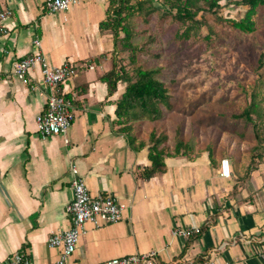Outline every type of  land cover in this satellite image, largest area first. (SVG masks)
Segmentation results:
<instances>
[{
	"label": "crops",
	"instance_id": "crops-1",
	"mask_svg": "<svg viewBox=\"0 0 264 264\" xmlns=\"http://www.w3.org/2000/svg\"><path fill=\"white\" fill-rule=\"evenodd\" d=\"M44 0H3L12 15L0 38V264L24 252L31 264H53L60 250L49 237L70 227L74 165L91 194H113L124 205L122 220L86 225L68 264L106 261L158 252L159 264H264V247L234 237L264 235V159L247 177L220 176L221 156L203 150L191 157H166V172L146 180L151 165L149 134L134 148L115 124L116 103L125 90L108 94L101 77L112 68L111 34L100 30L109 0H80L64 13H49ZM41 41L40 48L34 44ZM40 51L49 63L91 65L72 84L74 120L67 135L42 139L36 117L45 100L13 75L14 63ZM39 81V69L31 73ZM69 95V96H70ZM177 227H200L189 238Z\"/></svg>",
	"mask_w": 264,
	"mask_h": 264
},
{
	"label": "rangeland",
	"instance_id": "rangeland-1",
	"mask_svg": "<svg viewBox=\"0 0 264 264\" xmlns=\"http://www.w3.org/2000/svg\"><path fill=\"white\" fill-rule=\"evenodd\" d=\"M246 10L237 2H224L217 11L200 13L196 19L202 24L189 39L180 38L184 28L171 17L161 20L154 14L149 22L134 18L137 33L156 36L150 49L160 55L140 57L139 65L162 70L173 105L164 110L162 120L143 122L141 134L156 130L166 135L169 149L175 147L177 134L187 142L194 138L192 156L210 151L229 159L243 177L264 159V8L255 17L252 34L227 23L241 19ZM117 59L128 70L134 67L128 51L120 52ZM244 112H250L251 120L239 117Z\"/></svg>",
	"mask_w": 264,
	"mask_h": 264
},
{
	"label": "trees",
	"instance_id": "trees-1",
	"mask_svg": "<svg viewBox=\"0 0 264 264\" xmlns=\"http://www.w3.org/2000/svg\"><path fill=\"white\" fill-rule=\"evenodd\" d=\"M132 1L109 0L106 18L100 22V30L111 34L115 45L112 68L101 80L107 84L110 96L118 90L119 84L125 85V90L116 103L115 124L120 127L119 131L126 134L130 143L135 145L134 148L142 150L147 144L136 135L141 124L162 120L164 110H171L173 105L171 90L161 76L162 70L139 65L140 57L153 59L160 58V55L150 49L156 45V36L137 33L135 30L138 23L134 18L140 16L144 22H149L154 14L161 17V20L171 17L184 28L180 38L189 39L194 30L198 31L202 24L196 19L200 13L217 11L224 2H237L247 10L241 19H229L227 23L236 31L252 34L256 31L255 17L264 8V0H156L158 4L153 0H138L136 4H132ZM121 34L124 36L121 37ZM138 39L144 42L143 45L135 42ZM123 51L130 52V65L134 66L130 70L118 63V55ZM239 117L251 120L250 112H244ZM176 136L175 147L169 149L166 145V135L158 134L156 130L150 132L148 158L151 165L142 171L144 179L149 180L165 173L166 157L193 155L195 139L187 142L179 134ZM209 156L213 160L211 152Z\"/></svg>",
	"mask_w": 264,
	"mask_h": 264
},
{
	"label": "built area",
	"instance_id": "built-area-1",
	"mask_svg": "<svg viewBox=\"0 0 264 264\" xmlns=\"http://www.w3.org/2000/svg\"><path fill=\"white\" fill-rule=\"evenodd\" d=\"M79 4L80 0L43 1V7L49 13H64L72 6ZM11 15L12 11L6 9L3 6V0H0V38L8 33L3 22ZM34 44L40 48L41 41L37 38ZM88 68L93 67L85 62H66L53 66L40 51L14 63L13 75L45 100L46 110L36 117L38 133L42 139L56 135L65 136L70 131L75 117L74 98L70 95V87L72 90L75 79ZM35 69H39L41 75V79L37 82L32 81L31 78V73ZM71 173L73 175L71 181L73 200L66 209L71 224L69 229L54 233L48 239L49 247L60 250L59 259L53 264H68L88 223L95 227L118 223L122 220L125 208L113 194H91L76 166L71 167ZM220 176L223 178L232 176V165L227 158L220 162ZM201 232L200 227H177L173 234L176 237L189 238ZM237 241L247 245L259 243L264 247V235L250 238L234 237L232 243L236 244ZM10 264H31V262L24 252L19 251L12 255ZM105 264H159L158 252L151 251L147 254L113 258ZM196 264H217V262L215 259H209Z\"/></svg>",
	"mask_w": 264,
	"mask_h": 264
}]
</instances>
